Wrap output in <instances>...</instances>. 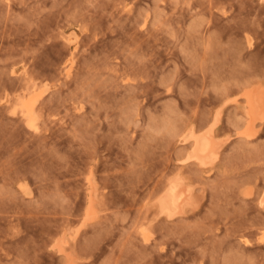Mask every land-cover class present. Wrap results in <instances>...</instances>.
I'll use <instances>...</instances> for the list:
<instances>
[{
	"label": "rangeland",
	"instance_id": "obj_1",
	"mask_svg": "<svg viewBox=\"0 0 264 264\" xmlns=\"http://www.w3.org/2000/svg\"><path fill=\"white\" fill-rule=\"evenodd\" d=\"M24 76L37 131L10 107ZM263 89L264 0H0V264H264ZM189 128H212L207 165ZM177 176L196 197L167 219Z\"/></svg>",
	"mask_w": 264,
	"mask_h": 264
},
{
	"label": "bare ground",
	"instance_id": "obj_2",
	"mask_svg": "<svg viewBox=\"0 0 264 264\" xmlns=\"http://www.w3.org/2000/svg\"><path fill=\"white\" fill-rule=\"evenodd\" d=\"M71 38H72L71 36H66L65 37V39L68 40L69 42H71L72 45H73V49H72V51L70 53V56L68 58V63H67V65H66V67L64 69V72H63L65 78L67 76H69V74H70V70H71L72 63H73L72 54H73V50L76 48V42H74L75 39L72 40ZM27 77H25V79ZM28 79H30V80H28ZM31 79L32 78H30V77L27 78L26 79L27 83L25 81L26 85H24L25 87L23 86L24 88L20 89V91L14 95L13 99L11 100V102L10 101H8V102H10V104H11L10 107L12 108V111L13 112H18L20 114V117L23 119L25 125L28 128L37 131V129L39 128V125H38V116L39 115H38V112H37L36 103L38 101V98H40V96H39L40 94L34 92L35 83ZM245 84H247V83H245ZM251 84H252V82H251ZM251 84L249 83L248 84L249 86L248 87H243V89L244 88H249L251 86ZM242 94H243V97H244V99H243V103L244 104H243V111H242L243 113L242 114L245 116V118L247 119L248 123L249 122L251 123V121H253L257 117L260 105L263 102V98H262L260 92L256 88L245 89ZM9 98L11 99V97H9ZM242 118H243V116H242ZM261 118H263V117H261ZM184 131H187V130L185 129ZM198 132L199 133H197L193 129L189 128V130L187 132H185V134H184V132H183V134L181 133L182 135H180V136H182V138H181L180 141L184 142V143H188V142L190 143L189 144L190 145L189 150L190 149L191 150L190 151L187 150L189 153L187 152L188 155H187V157L185 159H193L194 161L197 162V164H199L198 166H204V165H207L208 163L212 162L213 161V159H212L213 156H216V154H215V149H216L215 140H216V138H214V135H213L214 133L212 131V128H208L206 131H204L202 133H200V131H198ZM251 135H253V134H251ZM245 136H248V134L245 135ZM247 138H249V137H247ZM186 147H189V146H186ZM185 156H186V152H185ZM92 170H94V169H92ZM92 175H93V173H92ZM182 179L183 178L180 177V176H177V177H174V178L170 177V178L167 179L168 181L166 182L167 184L165 185V189L164 190L162 189L163 190L162 193L159 192L160 194L158 195V197L156 198V200L153 203V205L156 208L157 215H162L163 214L167 219H170L176 214H184L187 211L188 207L192 206V204H193V195H194L193 192L194 191H192L191 187L188 186V184L186 185L185 182ZM87 181H88L87 182V193H86L87 199L85 200L86 201L85 213H86V216L89 217L94 212L93 201H95L94 199L96 197H98V196L96 194L97 192H95V190H96L95 188L96 187H95L94 183L91 181V179H88ZM23 185H24V183H23ZM85 186H86V184H85ZM24 189H25V187H24ZM25 190H24V192H25ZM21 191L23 192V189ZM98 195H99V192H98ZM96 199H98V198H96ZM262 201H264V194L262 195L260 200H258V205L263 208L264 204H262ZM144 229L145 228H143V230ZM145 231H146V229H145ZM70 235L73 236V234H70ZM59 239H61V238H59ZM62 240H64V239H61V241ZM66 240H69L68 237H66ZM72 240L67 241V243L69 242L68 244H70V242H71V244L73 246L74 243H72ZM244 243L250 245V242H248L246 240L244 241ZM58 244L59 245H57L58 246L57 247V251L60 252V253H65L66 250H67L65 248H67V247H65V248L62 247L61 243H58ZM62 245H64V243ZM66 245L67 244H65L64 246H66ZM70 252L71 253H75V249L71 247L70 248ZM65 256H68V255H65ZM76 257H77V255H76ZM64 258H65L64 261L66 262V257H64ZM70 259H72V258H70ZM75 260H76V258H75ZM68 261H69V259H68ZM68 261L66 262V264L68 263Z\"/></svg>",
	"mask_w": 264,
	"mask_h": 264
},
{
	"label": "snow or ice",
	"instance_id": "obj_3",
	"mask_svg": "<svg viewBox=\"0 0 264 264\" xmlns=\"http://www.w3.org/2000/svg\"><path fill=\"white\" fill-rule=\"evenodd\" d=\"M262 204H264V201H262ZM261 239L264 240V237H262Z\"/></svg>",
	"mask_w": 264,
	"mask_h": 264
}]
</instances>
